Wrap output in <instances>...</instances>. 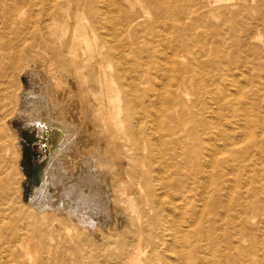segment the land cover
I'll return each instance as SVG.
<instances>
[{"label":"bare ground","instance_id":"1","mask_svg":"<svg viewBox=\"0 0 264 264\" xmlns=\"http://www.w3.org/2000/svg\"><path fill=\"white\" fill-rule=\"evenodd\" d=\"M60 1L73 3L76 11L85 12L88 18L89 32L83 29L82 23L81 26L77 23L73 29L75 45L70 46L69 51L74 68L82 73L81 64L76 62L74 51L77 46L82 45L84 51L89 52L86 54L89 59L98 57L99 68L102 69L103 63H106L105 66L113 69L106 78L103 75L109 93V109L104 118L111 126L113 135L120 134L119 137L128 139L126 147L134 149L133 151H136L142 142L150 151L154 150L159 154V158L164 155L162 147L167 148L168 163H163L156 171L148 168L139 171L137 155L132 153L129 156V162L135 169L124 170V173L137 176L138 182H143L147 209L138 206L136 221L129 218L128 225L131 230L120 232L122 238L115 243L117 252H107L108 255L103 261L92 264H250V256L244 252L254 249L258 243L261 253H264V236H259L258 242L249 239L255 228L248 223L247 218L256 215L259 223H264V201L257 204L253 200L256 189L253 183L246 189L245 194H233L230 183L235 180L227 179L224 168L229 165L230 169V166L234 165L231 160L234 159L238 161L236 164L240 159L253 163L254 154H263L264 149L253 140L243 150L237 146L229 150L223 147L222 152L226 151V157H216L217 147L214 142L204 143L199 137V131L193 129L194 126L185 125L195 121L193 116L190 120L184 116L186 108L192 110L194 107V103L186 105L184 101L183 94L187 93L188 83L192 85V93L208 103L202 108V113L208 111L209 118L217 117L216 107L219 104L228 106L226 102L221 103V98L211 93L205 78L198 74L196 68L201 61L199 55L192 53L188 41L176 34L174 45H170L166 39L173 25H176L168 21L174 12L172 10L181 11L187 6L186 3H180V0H144L152 9L153 16L152 19L143 21L139 10L132 7L134 0H114L116 11L112 14L109 0H0V111H4L1 115L9 114L3 105L6 99L11 97L10 93L5 92L4 81L12 83L15 71L24 69L28 62L23 59L28 49L35 52L31 56L32 61L38 55L35 51L38 49L37 45L28 43L27 35L24 34L30 31L28 23L33 21L30 8L33 5L49 3L50 6L46 7L44 12V19H50L47 26L53 31L56 28L55 5ZM182 1L189 3L191 0ZM198 1L199 6H204L219 0ZM225 7H209L202 19L206 21L205 18L208 19L210 15H219L220 9ZM185 10L186 19L194 23L195 19L191 15L194 9L186 7ZM15 17L19 18L21 28L15 26ZM259 22L264 29V13ZM185 28L186 26L184 31ZM95 29L106 32L99 34ZM259 35L258 29L246 34L248 38H257ZM154 41H157L158 46L164 44L165 47H171V50L166 53L162 46L156 55L157 49L152 47ZM205 44L204 41L200 43L199 52L207 55V62L213 65L216 58L212 49ZM249 49V106L256 108L257 90L264 86L254 81L261 79L264 84V53L258 52V45L255 43H250ZM187 54L192 61L189 66L183 64L182 59ZM42 55L44 56L41 53L40 56ZM40 56L38 62L41 63ZM129 56L131 57L128 60ZM47 63L53 64L50 59H47ZM187 75L192 78L194 76L196 80L190 82L191 77ZM210 75V79H214L213 75ZM82 78L85 79V74ZM207 123H210L209 120L203 122V126H207ZM75 130L64 133L61 129H56L53 131V137L62 141L61 147H67L76 138L78 128ZM214 136L223 138L219 137V134ZM227 140L231 142L229 137ZM89 150V157L94 166L102 167L104 160L103 154H99V148ZM150 157L146 156V161H150ZM10 166L5 169L4 165L0 164V167H3L0 173H4L0 176V264H31L27 242L31 230L23 229L22 210L13 207L7 200L10 193ZM82 174L84 175L75 178L66 175L59 165L49 178L54 190L52 197H49L51 199L33 202L34 207L39 204L52 207L57 203L56 208L65 205L72 211L79 224L95 227L97 222L93 220V215L97 216L99 212L106 210V196H96L92 193L95 177L89 172ZM251 180L250 175L248 183H251ZM82 186H87L91 192L84 193ZM207 188L208 196H205ZM259 192L261 194V191ZM60 196L63 199H60ZM84 204L87 206L84 207ZM230 205H233L231 212L228 211ZM179 224L183 225L180 229ZM258 225L261 227L257 229L263 233V224ZM243 237L249 239L245 248L239 244ZM153 258H158L160 262L154 263ZM49 262H54L53 258ZM36 264H46V261L39 260Z\"/></svg>","mask_w":264,"mask_h":264},{"label":"rangeland","instance_id":"2","mask_svg":"<svg viewBox=\"0 0 264 264\" xmlns=\"http://www.w3.org/2000/svg\"><path fill=\"white\" fill-rule=\"evenodd\" d=\"M109 1L111 14L115 13L114 0ZM180 1V3H186L187 6L181 11L172 8L174 12L168 21L176 25H173L166 39L170 45H174V34H176L188 41L192 53L199 55L201 61L196 68L198 74L200 73L205 78L208 83L207 88L211 93L221 98V103L228 104V106L219 104L216 107L217 117L209 118L208 111L204 112L205 114L202 113V108H205L207 102L203 98L200 100L196 97L192 93L191 83H188L187 93L183 94L184 101L186 105L190 102L194 103V107L192 110L186 108L184 116L189 120L193 116L195 121H190L185 125L194 126L193 129L199 131V137L204 143L214 142L217 147L216 157H226V151L222 152L223 147L229 150L237 146L243 150L253 140L264 149V87L257 90L256 108L249 106L251 77L249 44H257L258 52L264 53V29L261 28L262 25L259 22L260 16L264 13V0H219L204 6H199L198 0L188 1L189 3ZM49 6V3H45L44 5H33L30 8L33 21L28 23L30 31L24 34L27 35L28 43H35L38 47L35 50L38 54L35 56V62L31 59L35 52L28 49L23 59L27 60V65L22 71H15V79L12 83H7L5 80L3 84L5 92L11 94L3 105L9 114L2 116L1 112L4 111H0V164L4 165L5 169L11 165L8 174L10 193L7 200L10 205L22 210L23 229L31 230L27 240L28 255L32 259L31 264H36L39 260L46 261V264L99 263L108 255L107 252H117L115 243L121 240L122 237L120 238L121 235H119L121 231L131 230L128 220L132 218L136 221L137 207L145 210L148 206L143 195V182H138L137 176H128L124 173V170L135 169L129 162V156L132 153L137 155L139 171H144L146 168L156 171L161 168L160 165L168 163L167 148L162 147L164 155L159 158V154L154 150L150 151L142 142L139 148L133 151L134 149L126 147L129 143L128 139L119 137L120 134L113 135L110 130L111 126L104 118V114L109 109V93L105 78L113 70L112 67L105 66L106 63H103L102 69L99 68L98 57L93 56L89 59L86 55L89 52L84 51L82 45L77 46L74 51L76 62L81 64L80 68L85 74L84 80L83 74L78 72L70 61L69 47L75 45L74 26L77 23L81 26L82 23L84 24L83 29L90 31L86 13L77 12L73 3L60 1L55 5L56 28L51 31L47 26L50 19H44L45 9ZM211 6L226 7L220 9L219 15H210L204 21L202 17H205L206 10ZM132 7L139 10L143 21L152 19V9L144 0H134ZM186 7L194 9L191 12L192 18L195 19L194 23H190L185 17ZM15 18V26L21 28L19 18ZM184 26H186V31L183 30ZM255 29L260 31L259 37L248 38L246 34L254 32ZM95 31L99 34L106 32L102 29H95ZM203 41L206 43L205 46L212 49L216 58L213 65L207 62V55L199 52L200 43ZM156 42L154 41L152 45L157 49L156 55L159 54V47L162 46L166 49L165 52L169 53L171 47H165L164 44L158 46ZM41 53L44 56H40ZM39 56L42 57L41 63L38 62ZM47 59H50L53 64L47 65ZM182 59L183 64L191 65L192 61L188 54ZM210 74L214 79H210ZM195 80L194 76L190 78V82ZM260 80L257 79L254 82L264 86ZM206 99L208 100L207 97ZM208 120L210 123L203 126V122ZM76 128H78L76 138L67 147H61L62 141L53 137V131L56 129L71 133L76 131ZM27 131L30 132V137ZM217 134L223 138H215L214 135ZM228 137L231 142L227 140ZM24 142L29 144L28 152L31 150L35 152L34 155L30 152L32 160L44 159L40 171L42 175L40 176L38 171V178L33 175L28 177L23 171L21 159ZM96 147L99 148V154H103L104 160L102 167L99 165L98 168L94 166L88 153L89 149ZM256 153L253 163H246V159H240L236 164L238 162L236 159L231 160L234 165L230 166L231 171H229V165L226 166L224 175L227 179L235 180L230 183L233 187V194H245L246 189L253 183L256 189L252 198L259 204L260 201H264V153ZM146 156H151L150 161H146ZM59 165L66 175L74 178L88 172L95 177L92 193L96 196H106V210L99 212L97 216L93 215V220L97 222L95 227H85L79 224L72 211L65 205L63 207L59 205L56 208L57 203H54L52 207L40 204L34 207L33 202L38 200L45 202L51 199L49 197H52L54 190L49 178ZM2 169L3 167H0V170ZM3 175L4 173L1 172L0 176ZM250 175L252 180L248 183ZM23 185H25L28 198L22 196ZM82 188L84 193L91 192L87 186H82ZM36 191L39 193H35ZM158 192L162 191L158 190ZM204 195L208 196V188ZM60 197L63 199L62 196ZM86 206L87 204H84V207ZM232 206H229V212L232 211ZM247 219L248 223L255 228L254 234H251L249 239L252 242H258V237L264 236V232L257 229L261 227L257 224L264 226V223H259L256 215ZM182 226L179 224L178 228ZM249 239L243 237L239 240L240 246L245 248ZM254 247L255 250L244 252L250 256V264H264V253H261L259 244L257 243ZM51 258L54 261L52 263L49 262ZM153 260L154 263L160 262L158 258H153ZM181 263L175 262L174 264Z\"/></svg>","mask_w":264,"mask_h":264},{"label":"flooded vegetation","instance_id":"3","mask_svg":"<svg viewBox=\"0 0 264 264\" xmlns=\"http://www.w3.org/2000/svg\"><path fill=\"white\" fill-rule=\"evenodd\" d=\"M26 129H27V126H26ZM28 131H27V135L29 134L28 136L30 137V132H28ZM24 145L25 146H24V150H23V154H22V159H21V164L23 166L22 167L23 168V171L26 173V175L28 177H31L32 175L36 177L37 174H38V171H41V168H42L41 164H42V162H43L44 159H42L40 161L32 160V156H30V152H31L32 155H34L35 152L32 151V150L30 152H28V147H29V144L28 143H25L24 142Z\"/></svg>","mask_w":264,"mask_h":264},{"label":"water","instance_id":"4","mask_svg":"<svg viewBox=\"0 0 264 264\" xmlns=\"http://www.w3.org/2000/svg\"><path fill=\"white\" fill-rule=\"evenodd\" d=\"M26 125H27V123H26ZM39 175H40V171H39ZM36 177H37V178L39 177L38 174H37ZM22 196H23L24 198H28V196H27V194H26V190H25V185H23Z\"/></svg>","mask_w":264,"mask_h":264}]
</instances>
